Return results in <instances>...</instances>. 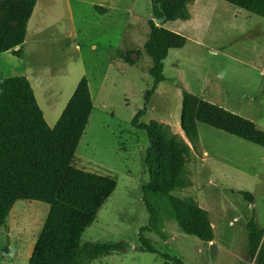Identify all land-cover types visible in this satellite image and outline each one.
Segmentation results:
<instances>
[{"label": "rangeland", "instance_id": "1", "mask_svg": "<svg viewBox=\"0 0 264 264\" xmlns=\"http://www.w3.org/2000/svg\"><path fill=\"white\" fill-rule=\"evenodd\" d=\"M188 9L190 18L160 23L187 39L183 47L169 50L162 70L165 79L140 121L165 124L185 136L180 125L185 89L226 104L264 132V17L224 0H194ZM151 18V0H37L23 55L0 53V77L26 76L43 108L54 109L52 119L64 108L76 81L87 78L93 109L74 164L113 176L117 185L86 228L83 241L130 243L117 253L139 249L137 234L149 217L141 199V186L149 180L144 162L149 139L131 120L153 82L152 59L144 48ZM198 131L199 145L185 157L192 185L174 194L208 210L216 244L185 232L175 219L164 222L166 239L155 232L145 235L161 250L182 255L185 264H264L257 253H250L247 229L252 216L264 228V144L202 122ZM240 190L251 192L253 201ZM49 205V200L19 195L0 230V264L28 263ZM110 205L115 207L114 218L101 214ZM7 243L5 258L2 249ZM140 255L144 259L137 261ZM121 257L120 264H151L152 254L128 251Z\"/></svg>", "mask_w": 264, "mask_h": 264}, {"label": "trees", "instance_id": "2", "mask_svg": "<svg viewBox=\"0 0 264 264\" xmlns=\"http://www.w3.org/2000/svg\"><path fill=\"white\" fill-rule=\"evenodd\" d=\"M194 0H151L152 15L144 43L152 59L149 69L153 82L146 90L143 106L132 117L133 126L147 132L149 145L144 162L149 180L141 186V199L149 217L139 228L140 251L155 253L175 264L184 261L155 245L145 232L162 239L166 219H175L183 230L205 242L214 238L209 212L174 191L188 188L192 180L185 172V157L199 145L198 123L202 122L255 144H264V132L250 118L196 93L182 90L180 125L185 136L168 125L140 121L158 84L165 79L162 70L169 50L181 48L186 37L157 24L154 18L188 19L187 4ZM264 17V0H224ZM37 0H2L0 6V53L21 57L26 27ZM98 9L105 8L102 6ZM3 12V14L1 13ZM163 21V22H164ZM88 80L81 77L56 124L48 125L26 76L0 77V230L22 192L50 205L27 264H89L96 258L130 247L126 240L83 241V234L115 190L117 180L74 164L76 148L92 111ZM253 201L249 191H238ZM248 245L252 255L264 260V228L252 216L248 223ZM9 243L2 255L9 257Z\"/></svg>", "mask_w": 264, "mask_h": 264}, {"label": "crops", "instance_id": "3", "mask_svg": "<svg viewBox=\"0 0 264 264\" xmlns=\"http://www.w3.org/2000/svg\"><path fill=\"white\" fill-rule=\"evenodd\" d=\"M189 4H190V3H189ZM189 4H187L188 7H189ZM79 80H80V78L76 81L75 85L73 86V90H72V92L69 94V95H70L69 98H70L71 95L73 94V92H74V90H75V88H76V86H77ZM88 84H89V83H88ZM89 88H90V85H89ZM184 90H185V89H184ZM193 93H194V92H193ZM199 96L205 98L202 94H200ZM69 98H68V100H69ZM205 99H207V98H205ZM37 100H38L39 104H41V106H42V103H43V102H42L40 99H37ZM39 100H40V101H39ZM68 100H67V102H68ZM207 100L211 101L210 99H207ZM67 102H66V104H67ZM92 102H93V101H92ZM212 102H213V101H212ZM66 104H65V106H66ZM65 106H64V107H65ZM223 106L226 107V108H228V109H230V110H232V108L228 107L226 104H223ZM42 108H43V106L41 107V109H42ZM45 109L48 110V113H49L48 115L45 114ZM62 109H64V108H62ZM62 109H61V111L59 112V114H57L56 116L53 115V119H52L51 114L54 113V109H53V108H50L48 105H45V108H43L42 111H43L44 117H45V119H46V121H47V123H48L49 126L53 127V126L56 124V122H57L59 116L61 115V113H62V111H63ZM92 109H93V107H92ZM160 240H161V244L166 245V246H168L169 249H171L170 246L167 244L166 241H163L162 239H160ZM216 242H217L216 239L213 238V240L209 241L207 244H209L210 246H213V245L216 244ZM171 250H172V249H171ZM128 251H136V252H138V253H142V254L145 253V252H147V251H140V250H138V249L136 250L135 248H133V249H129ZM128 251H126V252H122V253H113V254H109V255H106V256H102V257L96 258L95 260L91 261L90 264H120L121 259H122L121 256H122L123 254H126ZM149 253L152 254L151 264H175V263L172 262V261L164 260L162 257H160L159 255H157V254H155V253H151V252H149ZM170 255H171V256H175V255H172V254H170ZM175 257L183 258L182 255H180V256H175ZM137 259H138L137 261H141V260L144 259V257H141V255H140L139 257H137Z\"/></svg>", "mask_w": 264, "mask_h": 264}, {"label": "bare ground", "instance_id": "4", "mask_svg": "<svg viewBox=\"0 0 264 264\" xmlns=\"http://www.w3.org/2000/svg\"><path fill=\"white\" fill-rule=\"evenodd\" d=\"M178 84H179V86H181V87H183V84L182 83H180L179 81L177 82ZM71 86V83L68 85V88H66V93L69 91L68 89H69V87ZM40 90H42L41 88H40ZM42 92V91H41ZM43 95V93L41 94V96ZM43 97V96H42ZM44 99H45V97H44ZM255 123V122H254ZM256 124V123H255ZM257 127V126H256ZM220 130V129H219ZM225 132V131H224ZM227 133V132H226ZM229 134V133H228ZM234 136V135H233ZM237 137V136H236ZM239 138V137H238ZM242 139V138H241ZM244 140V139H243ZM109 198V197H108ZM106 202V201H105ZM102 207H103V205L101 206V208L99 209V211H101V209H102ZM109 207V206H108ZM98 211V212H99ZM101 213V212H100ZM101 214H103L104 215V217H107V218H114V216H115V207H112L111 205H110V207L109 208H106Z\"/></svg>", "mask_w": 264, "mask_h": 264}, {"label": "water", "instance_id": "5", "mask_svg": "<svg viewBox=\"0 0 264 264\" xmlns=\"http://www.w3.org/2000/svg\"><path fill=\"white\" fill-rule=\"evenodd\" d=\"M164 21V18H157V19H155V22L157 23V24H160V23H162Z\"/></svg>", "mask_w": 264, "mask_h": 264}]
</instances>
